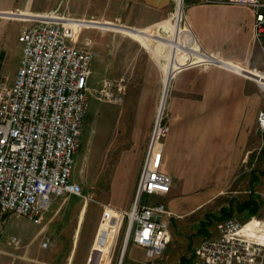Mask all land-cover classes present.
Here are the masks:
<instances>
[{
    "label": "crops",
    "instance_id": "1",
    "mask_svg": "<svg viewBox=\"0 0 264 264\" xmlns=\"http://www.w3.org/2000/svg\"><path fill=\"white\" fill-rule=\"evenodd\" d=\"M63 1H68V3L71 1L75 8L82 5L89 7V12L83 10L76 14V17L80 16V19L92 15V7L95 3L105 1L107 14L112 15L108 16L107 20H122L132 27L139 28L154 25V31L163 21L174 16L178 5V0ZM63 4L66 3L63 2ZM183 4L186 29L184 30L180 25L178 37L184 34L189 35L192 32L193 38L184 43L189 56L181 59L171 84V113L169 130L164 138L162 171L173 179L171 192L164 195L167 200L164 204L176 218H183L186 222H190L200 210L206 208L210 210L209 207L214 202H218L222 194L231 191L232 185L240 176L243 164V144L247 143L252 130V125L243 126V112L246 109L247 100L251 102L252 97L254 99L257 97L258 81L248 77V74L256 72L247 70L246 75L248 76H245L236 69L246 63L253 70L260 69L264 55L262 56L263 50L256 39L254 30L256 15L250 6L227 2L206 4L200 0H183ZM180 5H182V0H180ZM63 8L61 0H0V13L6 14L7 17H12L9 14L16 15L13 29H16L17 36L23 28L35 25L37 18L67 17L61 13ZM178 16L177 13V20ZM67 22L70 23V21ZM73 24L77 23L73 22ZM86 24L101 27L104 30L134 31L112 24L90 22ZM173 48L176 52L178 42L173 44ZM199 50L205 55L199 53ZM0 52L2 54L0 56V79L8 77L12 82L20 62L14 70L7 69L5 63L6 38L1 34ZM189 53L195 54L196 57H192ZM175 60V54H173L172 64L169 65L166 74L167 83L171 79V68ZM203 62L220 65H207ZM223 62L226 63L225 66ZM259 81L264 82V79ZM126 110L130 113L127 116L128 119H123L121 122L122 127L125 130L128 129L127 143L124 142L120 147V143L115 141L117 134H115L114 125L110 123L107 125L105 175L111 178L112 191L134 192L135 201L155 125L151 107L148 110L145 104L135 103L126 105ZM253 110L256 111V108ZM85 122L80 148L75 156V166L79 165L80 169L84 168L82 158L78 160V153L81 149ZM118 130L119 128L117 132ZM120 150L122 154L119 155ZM53 203L51 207L55 210L58 204ZM158 203L162 202H155V204ZM123 205L128 207V202L125 201ZM96 209L93 203L83 205L80 220L83 219L82 221L85 222L86 217L94 213ZM121 210L126 212L123 208ZM206 214L208 213L204 216ZM53 217L49 216L46 224L44 223L41 227L38 234L42 237L51 233ZM80 223L79 228H82V223ZM99 231L107 236V239L101 241L102 247H98L97 239L95 244L91 245V249L87 246L81 251L77 249L71 251L65 256L64 264H91L94 258L95 264H104L117 232L115 222L112 219H106ZM126 243L125 241L123 252ZM33 251V259H35L37 254L41 251H48V249L39 245Z\"/></svg>",
    "mask_w": 264,
    "mask_h": 264
},
{
    "label": "built area",
    "instance_id": "2",
    "mask_svg": "<svg viewBox=\"0 0 264 264\" xmlns=\"http://www.w3.org/2000/svg\"><path fill=\"white\" fill-rule=\"evenodd\" d=\"M200 1L250 6L256 15V39L264 52V0ZM67 21L47 16L23 28L18 36L22 56L15 79H0V238L9 216H24L40 225L55 199L82 197L72 176L90 106L93 55L77 46L78 29L83 27ZM181 25L185 30V16ZM101 88L102 99L120 104L126 81L107 78ZM163 118L154 126L131 211L100 205L99 229L106 219H112L116 233L125 231L126 245L131 240L144 249L149 260L162 257L171 241L168 207L141 203L144 195L171 192L173 179L162 171L169 130ZM257 127L264 132V111L258 114ZM11 243L15 248L21 245L17 237ZM41 246L47 249L49 242ZM111 254L107 253L104 264ZM189 264H264V223L226 219L216 236L206 237L196 247Z\"/></svg>",
    "mask_w": 264,
    "mask_h": 264
},
{
    "label": "rangeland",
    "instance_id": "3",
    "mask_svg": "<svg viewBox=\"0 0 264 264\" xmlns=\"http://www.w3.org/2000/svg\"><path fill=\"white\" fill-rule=\"evenodd\" d=\"M62 5L64 8L61 13L67 16L64 18L69 19L75 27H83L78 29L77 46L89 50L93 55L92 76L89 82V113L83 131L81 149L78 153V160L82 158L85 169H80L79 165H76L72 176V181L81 187L82 197L57 198L54 203L58 204V208L54 210V207H51L40 225L34 224L24 216L11 215L5 224L4 236L0 238V264H64L65 256L69 255L71 251H75V249L81 251L87 246L91 249V245L95 244L97 239L98 247H102L101 241L107 239V236L102 235L103 233L99 231L102 217L100 205L102 203L110 204L130 212L134 201V192L112 191L111 178L105 175L107 125L108 123L114 125L115 134H117L115 141L117 140L121 147L124 142H128V129L125 130L121 122L123 119H128L127 116L130 114L126 110V105L142 103L147 106L148 110L150 107L152 108L154 125L164 115L163 123L169 128L172 80L181 59L189 56L184 43L188 39L192 40V32L189 35L184 34L178 37L181 20L185 15L183 0L182 5L178 0L174 16L163 21L155 31L154 25L139 28L132 27L122 20H107L108 16L112 15L107 14L105 1L95 3L92 7V15L82 19L80 16L76 17V14L83 10L89 12V7L82 5L75 8L71 1L68 3V1L61 0ZM177 13L179 14L178 20ZM5 15L0 13V34L6 38V67L14 70V67L20 62L22 46L18 42L16 29H13L16 15L9 14L12 17ZM73 22L77 24H73ZM88 22L112 24L131 28L134 31L127 29H124V32L104 30L101 27L88 26L86 24ZM175 42H178L176 52L173 48ZM199 53L202 52L199 50ZM262 53L263 56L264 52L262 51ZM173 54H175L176 60L171 68V79L167 83L166 74L169 65L172 64L171 56ZM191 55L196 57L195 54ZM0 56H2L1 52ZM203 64L220 65L213 62H203ZM259 68L253 70L246 63L236 70L258 81V93L255 99L252 97L251 102L249 99L247 100L246 109L243 112V126L252 125V130L247 143L243 144V164L240 176L232 185V190L222 194V198L209 207L210 210H206L207 208L200 210L190 222H186L183 218H176L168 208L172 218L171 241L163 256L158 259H147L144 250L141 249L143 251L141 254L140 248L131 240L123 252L125 231L122 228V231L116 233L114 237L110 248L112 254L107 264H189L190 256L196 247L204 238L216 236L219 225L226 219L236 218L243 223L257 220L264 223V132H260L256 124L258 114L264 111V82L259 81L264 79V58ZM247 70L256 73L246 75ZM107 78L125 79L126 92L122 103L117 104L102 99L101 84L102 80ZM254 108L256 111L253 110ZM118 154H122V151L120 150ZM125 201L128 202V207L123 205ZM166 201L161 195H144L141 199L142 204L166 203ZM248 201L251 203L250 207L243 212H238L237 205ZM86 203H93L97 209L94 213H90L84 222L83 219H80L83 205ZM231 203L234 206L233 211L229 210L232 214L229 217H221V211L229 209ZM205 213H208L206 216L208 215L210 220L206 219ZM227 213L229 214V212ZM49 216H54L51 233L42 237L38 233L44 223L46 224ZM80 221L82 228H79ZM12 237H17L20 240L19 248L12 245ZM44 241L49 242L48 251H41L33 259V250ZM53 249L58 251H49ZM91 264H95V258Z\"/></svg>",
    "mask_w": 264,
    "mask_h": 264
},
{
    "label": "trees",
    "instance_id": "4",
    "mask_svg": "<svg viewBox=\"0 0 264 264\" xmlns=\"http://www.w3.org/2000/svg\"><path fill=\"white\" fill-rule=\"evenodd\" d=\"M250 205H251V203H250V201H248V202H244V203H241V205H237V210H238V212H243L245 209H248L249 207H250ZM229 210H234V206H233V204L231 203V205H230V208L229 209H223L222 211H221V217L222 216H225V217H229L232 213H231V211H229ZM227 212H229V214L227 213ZM206 219L208 220H210V217L207 215L206 216ZM207 223V222H206ZM205 223V224H206ZM204 224V225H205ZM183 261H184V259H183Z\"/></svg>",
    "mask_w": 264,
    "mask_h": 264
},
{
    "label": "water",
    "instance_id": "5",
    "mask_svg": "<svg viewBox=\"0 0 264 264\" xmlns=\"http://www.w3.org/2000/svg\"><path fill=\"white\" fill-rule=\"evenodd\" d=\"M125 28H126V27H125ZM130 29H131V28H130ZM202 55H204V54H202ZM222 64H223V63H222ZM224 64H225V63H224ZM227 66H229V65H227ZM230 67H231V66H230ZM236 70H237V69H236ZM240 72H243V71L240 70Z\"/></svg>",
    "mask_w": 264,
    "mask_h": 264
},
{
    "label": "bare ground",
    "instance_id": "6",
    "mask_svg": "<svg viewBox=\"0 0 264 264\" xmlns=\"http://www.w3.org/2000/svg\"><path fill=\"white\" fill-rule=\"evenodd\" d=\"M160 121V118H159V120H158V122ZM127 242V241H126Z\"/></svg>",
    "mask_w": 264,
    "mask_h": 264
}]
</instances>
